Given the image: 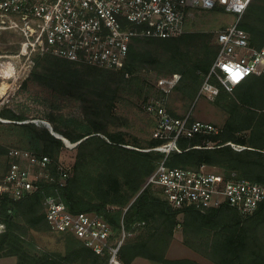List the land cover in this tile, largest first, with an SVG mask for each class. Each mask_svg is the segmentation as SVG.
<instances>
[{
	"label": "trees",
	"instance_id": "obj_1",
	"mask_svg": "<svg viewBox=\"0 0 264 264\" xmlns=\"http://www.w3.org/2000/svg\"><path fill=\"white\" fill-rule=\"evenodd\" d=\"M240 26L248 31L252 45L264 46V0L250 2ZM213 39L214 33L209 31L135 36L118 70L52 54L37 55L29 80L83 103L85 121L73 127L61 126L52 117L53 130L63 137L42 123L27 121L23 113L6 107L0 110V116L11 120L0 121V125L17 133L26 149L49 156L53 174L59 163L70 171L60 191L71 211L96 212L117 234L122 227L131 233L120 248L125 264L137 257L160 264H203L190 257L167 256L179 225L183 243L211 264H264V200L251 214L229 205L205 211L193 206L174 208L152 185L145 186L164 157L170 166L205 163L264 183V73L250 75L232 91L220 84L214 102L227 115L220 130L182 135L177 139L178 149L167 155L154 149L164 139L152 136L143 142L136 136L127 138L126 131L111 129L117 120L115 107L121 91L131 85L142 87L141 76L136 74L144 67L165 75L180 73L175 89L187 101L195 99L218 53ZM67 142L75 143L71 148L75 156L68 164L61 160V153L69 148ZM8 151L0 141V163L5 159L7 163ZM41 186L19 199L8 193L0 195V223L5 224L0 232V257L15 256L16 264H107V252L97 253L73 233L57 232L63 235V252L41 250L29 238L32 229H51L43 201L55 184L42 180ZM142 221L145 223L138 224Z\"/></svg>",
	"mask_w": 264,
	"mask_h": 264
},
{
	"label": "built area",
	"instance_id": "obj_2",
	"mask_svg": "<svg viewBox=\"0 0 264 264\" xmlns=\"http://www.w3.org/2000/svg\"><path fill=\"white\" fill-rule=\"evenodd\" d=\"M252 0H0V33L14 35L15 52L0 53L2 86L6 80L25 78L37 55L52 54L107 69H120L135 36L170 37L186 32V21L194 9H218L236 14V20L216 31L217 56L200 87L198 98L214 100L220 84L232 91L253 74L264 71V46L250 43V35L240 26ZM5 58V59H4ZM239 72V80L233 74ZM181 74L157 79L160 91L144 103L156 119L153 137L164 139L154 147L166 153L178 149L177 139L197 132L216 133L220 126L193 119L190 114L176 116L168 110V98ZM0 121L8 119L0 116ZM68 146H73L68 143ZM214 143L209 142L208 145ZM149 149V148H148ZM144 148V150H148ZM14 160L0 178V195L15 199L41 189V181L53 182L44 197L46 218L56 232H70L97 253H108L107 264H125L120 248L128 233L117 234L111 223L96 212L71 211L60 189L66 186L70 171L62 164L53 174L51 158L30 149L10 147ZM159 187L174 208L193 206L205 211L229 205L242 214L253 213L264 200V183L242 177L235 170L225 173L217 166H170L162 158L147 178L146 185ZM142 221L138 224H144ZM5 224L0 223V232Z\"/></svg>",
	"mask_w": 264,
	"mask_h": 264
},
{
	"label": "rangeland",
	"instance_id": "obj_3",
	"mask_svg": "<svg viewBox=\"0 0 264 264\" xmlns=\"http://www.w3.org/2000/svg\"><path fill=\"white\" fill-rule=\"evenodd\" d=\"M193 11L194 17L189 18L186 21V31L213 32L214 43H217L216 31L236 20L235 13L224 10L194 9ZM15 41L16 39L14 35L10 33H0V53L15 52L18 49V45ZM33 68L31 69L29 75L25 78L21 77L16 80H6L8 83L7 89L6 87H3V84L1 83L3 80L2 78L4 77H0V110L5 107L10 108L17 113L25 114L28 118L27 121L31 120L36 123H42L48 128L49 126L53 127V122L64 127H66V125L73 127L76 123L85 121L86 117L83 103L81 101L69 96L61 95L50 88L29 80V76ZM262 73H264V71ZM136 75L141 76L143 81L142 87L131 85L121 91L115 107L117 120H115L116 123L111 127V129L126 131L127 138L132 139L133 136H136L145 142L153 136L157 123L155 117L145 110L144 103L150 97L160 94L156 85L157 79L171 74L165 75L153 67H144L139 70ZM197 97L198 94L192 101H187L174 88L168 98V110H172L180 116L190 114L193 119L209 121L221 126L226 120L227 115L224 110L215 104L214 101L216 98L211 100L207 97H200L198 99ZM52 117L55 119L53 122H51ZM10 121L11 120L8 119L7 122ZM16 134L17 133L12 132L6 125H0V141H2L7 148L16 147L18 149H26L20 142L19 136ZM71 144L73 145L74 143ZM74 146L75 145L69 146L68 149H65L61 153V160L64 161L63 163L66 162V164H68L73 162L75 151L71 148ZM14 160L17 159H13L8 155L7 163L6 159L1 161L0 177L4 170V174L7 172ZM154 189L163 196L162 190L159 187H155ZM111 208H115V206H112ZM181 216L182 215H180V217ZM181 235L183 236L182 228L179 225L176 229L174 239L172 240L174 247H183L180 249L179 253H177L178 256L183 254V256H190L204 264L211 263L203 255L191 248L190 250L188 246L183 243V239L180 237ZM28 236L33 239L37 247L41 250L57 252H63L65 250L64 242L62 240L63 235L57 233L52 228L49 231H38L32 229L29 231ZM177 255L173 251L169 254L167 252V256L170 258ZM152 263L160 264V262L154 261H152ZM0 264H16V257H0Z\"/></svg>",
	"mask_w": 264,
	"mask_h": 264
},
{
	"label": "crops",
	"instance_id": "obj_4",
	"mask_svg": "<svg viewBox=\"0 0 264 264\" xmlns=\"http://www.w3.org/2000/svg\"><path fill=\"white\" fill-rule=\"evenodd\" d=\"M180 237L183 238L182 235ZM181 248H183V247H174V244L172 242V244L169 247L168 254L171 251H173L177 255V253H179V251H180ZM188 248L190 249V247H188ZM179 257H190V256H183V254H180V256L177 255V256L172 257V258H179ZM190 258H192V257H190ZM131 264H155V263H152V261L149 260L148 258L137 257V258L134 259V261Z\"/></svg>",
	"mask_w": 264,
	"mask_h": 264
},
{
	"label": "snow or ice",
	"instance_id": "obj_5",
	"mask_svg": "<svg viewBox=\"0 0 264 264\" xmlns=\"http://www.w3.org/2000/svg\"><path fill=\"white\" fill-rule=\"evenodd\" d=\"M240 77H241V74L239 72H236V73L233 74V79L234 80H239Z\"/></svg>",
	"mask_w": 264,
	"mask_h": 264
},
{
	"label": "water",
	"instance_id": "obj_6",
	"mask_svg": "<svg viewBox=\"0 0 264 264\" xmlns=\"http://www.w3.org/2000/svg\"><path fill=\"white\" fill-rule=\"evenodd\" d=\"M45 124H47L45 121H43ZM49 129H50V131L52 132V133H54V134H58V133H56V132H54V130H53V127L52 126H49ZM60 135V134H59ZM62 136V135H61ZM63 137V136H62Z\"/></svg>",
	"mask_w": 264,
	"mask_h": 264
}]
</instances>
